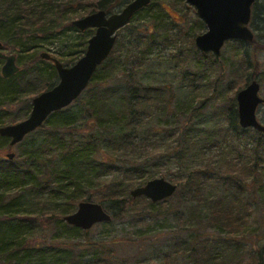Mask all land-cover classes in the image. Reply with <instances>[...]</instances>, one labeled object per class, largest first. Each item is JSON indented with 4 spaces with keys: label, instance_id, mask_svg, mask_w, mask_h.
<instances>
[{
    "label": "trees",
    "instance_id": "16d2710c",
    "mask_svg": "<svg viewBox=\"0 0 264 264\" xmlns=\"http://www.w3.org/2000/svg\"><path fill=\"white\" fill-rule=\"evenodd\" d=\"M130 1L0 0L1 49L15 55L22 67L10 79L0 75V96H4L0 99V108L53 88L55 83L48 79V70L41 64L50 65L53 75L55 68L50 62L41 60L39 54L44 42L57 35V31H74L73 20L98 10L112 14L117 7ZM257 5L256 1L251 21ZM150 8L149 4L133 19ZM125 28L129 32L128 40L116 39L109 59L97 68L87 85L84 98L80 100L83 92L71 105L51 114L40 128L26 136L15 146L18 153L13 161H7L3 152L0 153L3 159L0 160V264H87L84 261L89 253L87 248L94 249L97 244L89 242L79 250L80 245L75 241L86 237L89 231L69 227L63 217L73 213L74 204L81 200L91 201L90 191L95 187H105L110 197L104 203L112 216L108 224L124 219L138 199L145 202L144 210H153L158 204L160 207L166 200L152 204L143 197L132 199L129 191L156 178L162 172L160 168L168 164L178 170L171 180L177 186L176 193L170 199L178 206L189 205L190 213L200 216L208 213L203 218L194 217L186 222L193 221L199 226L204 221L213 233L207 237L186 236L189 242H183L181 249L178 247L170 253L175 259L164 258L170 264H217L221 261L227 264V259L230 262L233 257L244 256L237 250L245 241L242 234L246 226L247 185L251 181L257 182V187H264L261 181L264 136L255 130L240 128L234 97L254 77H242L234 93L221 98L227 108L223 123H216L213 129L202 134L199 132L202 130L195 128L194 121L202 116L205 102L210 99L207 97L210 84L197 94L198 108L186 106L181 112H175L172 94L167 89L142 80L145 57L159 46L173 45L179 34L172 36L173 27L162 17L152 19L139 29L128 24L117 36L126 31ZM87 32L88 29L80 32L81 41ZM197 33L199 31H194V35ZM232 43L242 46L240 42ZM118 44L126 53L111 61ZM255 44V41L250 43L254 47ZM245 51L240 57L247 65ZM238 56L234 57L238 59ZM71 57L68 54L57 59L61 63ZM75 59L71 58L70 62ZM239 74L240 70L232 73L234 77ZM154 117L159 118L155 124L152 123ZM168 119H173V123L168 125ZM7 145L8 140L0 138V148ZM206 189L216 195H225L215 202L206 196ZM26 198L27 206L20 202ZM260 199L264 207L263 192ZM167 209L161 214L179 219L178 212ZM160 210L163 209H158L157 213ZM51 225L58 226L60 232L53 236L47 234L39 242L32 241L34 234L45 233L44 226ZM185 232L186 229L180 228L178 233ZM61 237L73 241L74 245L54 246L52 243L60 242ZM177 253L183 254L185 262L179 261ZM250 254L248 264H264V253Z\"/></svg>",
    "mask_w": 264,
    "mask_h": 264
},
{
    "label": "rangeland",
    "instance_id": "374dc122",
    "mask_svg": "<svg viewBox=\"0 0 264 264\" xmlns=\"http://www.w3.org/2000/svg\"><path fill=\"white\" fill-rule=\"evenodd\" d=\"M257 2L258 5L254 10L255 17L253 21L249 23L255 35L254 41L256 46H249L239 41L242 43V46H240L238 41H228V44H224L217 56L210 53L202 54L194 47L195 36L204 34L207 27L204 26L197 15H195L194 7L192 8L190 5L186 4L185 0H166V2H164V0H151L149 3L151 8L146 12L139 13L138 16L129 22V25L139 29L152 19H160L162 17L164 22L173 27L174 30H172L171 35L173 36L175 33L178 37L179 34V39L176 40L173 45L159 46L145 57L146 62H144V67L141 68L143 72L142 80L149 85L167 89L172 94L173 101H171V104H173L175 112H181L186 106H190L191 109L198 108L200 103H198L199 101L197 102L196 96L201 93L202 89L210 84L211 90H209L210 92L207 96L210 99L205 102L206 108L203 110L202 116L194 121L195 128L202 130L199 131L202 134L213 129L216 123H223V114L227 111V108L225 102H223L221 98H226V96L230 97L234 93L232 92L234 88L242 81V77L245 78L247 75L254 77L259 83V97L262 100L264 99V0H258ZM124 6L125 5L117 7L113 13H117ZM85 9L88 8L85 6ZM193 28L194 30H192ZM90 31H93V33H90ZM194 31H199V33L194 35ZM57 32V35L53 38L51 37L52 39L44 42L42 52L52 55L55 58H64L68 54H71V58L74 60L75 56L77 57L80 55L82 57L85 54L84 48L86 49L87 40L94 35L95 31L93 29H88L82 41L78 36L81 33L75 29L74 31L63 29ZM184 32L187 34L183 36L182 34ZM128 33L127 29L126 31H121L117 36V40L119 39V41H121L123 39V42H126L129 38ZM232 42L238 43L239 47ZM244 49H246L247 52ZM1 51L9 55V53L3 50ZM243 51L247 53V65L242 60V57H240ZM113 52L111 61L114 60L112 58H119L126 53V51H123V49L119 47V44ZM234 56H238L239 58L237 59ZM81 57L72 62H70V58L68 61L61 62V64L66 67H71L75 65V62ZM3 64L4 62L0 60V73ZM16 65L20 69L22 68L18 61H16ZM49 66L50 65L46 63L41 64L42 68L44 67L48 70L46 75L48 79H50L51 83H55L54 85H56L58 76L55 71L53 75V71L50 70ZM210 68L216 71L211 72L210 70L212 69ZM235 70H240V76L234 77L232 75ZM54 85H52V87H54ZM36 95L37 94H34L33 97ZM84 96L85 92L80 96V100L83 99ZM33 97L22 99L21 102L0 108V127L15 124L11 122L12 120L18 121L17 123L23 121L31 111ZM3 98L4 96L1 95L0 99L2 100ZM73 108L77 109L76 107ZM257 111L258 122L264 124V108L261 107ZM158 119V117H154L152 123L155 124ZM170 123H173V119L167 120V124L169 125ZM7 147L8 145L0 148V153L6 152ZM12 152L17 155L18 148L13 147ZM261 157L263 159V155H261ZM0 160L3 159L0 158ZM160 169H162V172H159L154 179L163 178L166 181L172 182L171 180L175 179L178 173L177 168H175L173 164H168L166 167ZM262 177L263 178H260L264 184V173ZM248 183L247 189L249 191L246 195V226L242 234L246 242L243 241L240 248L237 250L238 254H241L242 251L244 256L242 257L240 255L238 257L236 256L237 258L233 257L230 262L229 259H227V264H248L251 259L250 253L259 251L264 253V207H262L260 199L262 192L264 193V187H257V182L255 184L248 181ZM90 195L92 196L91 201H81L97 203L106 210L107 206H105L104 203L108 202L110 197L105 187L92 188ZM224 195H216L214 191L211 192V190L206 189V196H210L212 201L220 200ZM27 201L28 199L26 198L20 202L27 206ZM79 203L73 205V212L76 210V206ZM132 204L131 211L124 219L116 220L111 224L104 223L94 225L93 229L88 232L86 237H79L77 241H75V243H78L76 245H80L78 246L79 250H82L84 245L89 242L97 244L94 249L87 248L89 253L84 259L85 263L170 264V261L164 257L168 256V258L174 260L175 258L172 254L170 255V253L174 249L177 250L178 247L181 249L183 242H189L190 239H186L187 237L190 236L191 238L193 234L207 237V235L213 233V230L208 227L204 221H201L203 224L199 226L193 221L191 224H187L186 222L187 220H192L194 217L203 218L208 213H203L201 216L190 213L187 210V208L189 209V205H187V207H184V204L178 206L173 199L169 198V200H166L160 207V204H158L155 205L153 210L149 209L148 211L144 210L145 202L141 199H138V201ZM166 208L178 212L179 214L176 213V215L179 219L172 217V215L166 217L164 214H161L164 213L163 211ZM158 209L163 210L157 213ZM47 218L49 217L47 216ZM180 228L186 229L187 232H185V234L178 233ZM43 229L46 230V232L39 235L34 234L32 241L39 242L47 234L53 236L60 232V228L53 225L48 228L44 226ZM242 235L240 234L239 236L241 237ZM59 241L60 242H53L52 244L54 246L58 244L60 247L61 245H74L73 241L69 242L65 240L64 237H61ZM99 245L100 247H98ZM242 248L244 249L241 250ZM248 251H250V253ZM177 256L181 263L185 262V259L182 258V253H177ZM225 262L226 261H221L217 264H226Z\"/></svg>",
    "mask_w": 264,
    "mask_h": 264
},
{
    "label": "water",
    "instance_id": "95a60500",
    "mask_svg": "<svg viewBox=\"0 0 264 264\" xmlns=\"http://www.w3.org/2000/svg\"><path fill=\"white\" fill-rule=\"evenodd\" d=\"M151 0H132L120 11L108 14L102 10L75 19L71 26L79 32L93 29L94 35L87 40L85 54L71 67L63 66L58 59L42 52L41 60L54 66L58 82L52 89L46 90L33 97L29 115L8 126L0 127V138L8 140L9 149L4 152L7 161L15 158L13 147L19 145L26 136L40 128L45 120L53 113L64 110L71 105L87 89L97 68L106 61L115 46L118 31L127 26L132 17L140 10L148 7ZM258 0H185L186 4L195 9V15L207 27L204 34L196 35L194 47L202 53L217 56L228 41H240L250 44L255 35L250 28L252 7ZM1 77L10 79L20 71L16 65V56L5 55L1 51ZM259 83L251 80L235 96L237 104V120L243 130L251 129L264 136V124L258 122V109L264 108V99L259 97ZM177 186L163 178L146 181L129 191L132 199L143 197L152 204H158L172 197ZM76 210L64 216V222L81 231H90L94 225L111 221L112 216L97 203L81 201Z\"/></svg>",
    "mask_w": 264,
    "mask_h": 264
},
{
    "label": "flooded vegetation",
    "instance_id": "af4514ba",
    "mask_svg": "<svg viewBox=\"0 0 264 264\" xmlns=\"http://www.w3.org/2000/svg\"><path fill=\"white\" fill-rule=\"evenodd\" d=\"M52 56V55H51ZM52 57H54V56H52Z\"/></svg>",
    "mask_w": 264,
    "mask_h": 264
}]
</instances>
